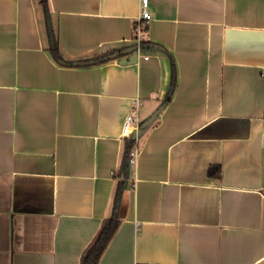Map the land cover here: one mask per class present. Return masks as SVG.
<instances>
[{"label":"crops","instance_id":"0c3cea01","mask_svg":"<svg viewBox=\"0 0 264 264\" xmlns=\"http://www.w3.org/2000/svg\"><path fill=\"white\" fill-rule=\"evenodd\" d=\"M139 9L0 0V264H264V0Z\"/></svg>","mask_w":264,"mask_h":264},{"label":"built area","instance_id":"2783aa9c","mask_svg":"<svg viewBox=\"0 0 264 264\" xmlns=\"http://www.w3.org/2000/svg\"><path fill=\"white\" fill-rule=\"evenodd\" d=\"M151 19L149 10V0H140V9L137 21L134 27V41L136 45L140 46L149 25ZM141 101L139 98H135L131 101L128 113L125 116L123 126L121 129L120 137L126 138L131 136V134L138 128L140 123L139 113H140ZM137 156V151H134L130 155V164H135ZM114 174V173H113Z\"/></svg>","mask_w":264,"mask_h":264},{"label":"trees","instance_id":"16d2710c","mask_svg":"<svg viewBox=\"0 0 264 264\" xmlns=\"http://www.w3.org/2000/svg\"><path fill=\"white\" fill-rule=\"evenodd\" d=\"M51 50L52 53L57 57V48L55 45H53ZM127 161L125 160L123 162V166L121 167L123 175H125L126 169L128 168L126 163ZM118 225L119 220L115 215H112L111 217L102 221L98 232L88 244V246L84 249L81 255L80 264H97L101 254L116 231Z\"/></svg>","mask_w":264,"mask_h":264},{"label":"water","instance_id":"95a60500","mask_svg":"<svg viewBox=\"0 0 264 264\" xmlns=\"http://www.w3.org/2000/svg\"><path fill=\"white\" fill-rule=\"evenodd\" d=\"M130 50L134 51L132 57L122 62H131V60H135V58H137L138 46L135 45L131 47ZM112 56L115 57L117 56V54L112 55ZM164 106H165V102H163L160 106H158L157 109L153 111V113L147 119H145L142 123H140V125L137 128V131L134 133V136L136 137L141 136L152 125V123L154 122L156 117L159 115V113L162 111Z\"/></svg>","mask_w":264,"mask_h":264}]
</instances>
